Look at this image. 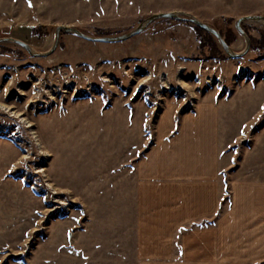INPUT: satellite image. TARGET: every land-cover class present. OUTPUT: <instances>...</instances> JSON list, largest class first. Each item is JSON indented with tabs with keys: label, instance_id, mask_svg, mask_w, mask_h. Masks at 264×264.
<instances>
[{
	"label": "rangeland",
	"instance_id": "obj_1",
	"mask_svg": "<svg viewBox=\"0 0 264 264\" xmlns=\"http://www.w3.org/2000/svg\"><path fill=\"white\" fill-rule=\"evenodd\" d=\"M31 5L0 0V39L36 53L52 47L60 25L113 37L165 12L196 18L239 53L246 41L235 21L264 17V0ZM241 27L254 45L239 58L195 24L168 18L115 43L61 32L47 57L0 42V264H135L134 168L169 105L216 100L225 182L264 181V25ZM69 240L84 259L61 249Z\"/></svg>",
	"mask_w": 264,
	"mask_h": 264
},
{
	"label": "crops",
	"instance_id": "obj_2",
	"mask_svg": "<svg viewBox=\"0 0 264 264\" xmlns=\"http://www.w3.org/2000/svg\"><path fill=\"white\" fill-rule=\"evenodd\" d=\"M222 112L213 99L158 115L134 168L135 264H264V181L225 182Z\"/></svg>",
	"mask_w": 264,
	"mask_h": 264
},
{
	"label": "water",
	"instance_id": "obj_3",
	"mask_svg": "<svg viewBox=\"0 0 264 264\" xmlns=\"http://www.w3.org/2000/svg\"><path fill=\"white\" fill-rule=\"evenodd\" d=\"M163 18L176 19L179 21L191 22V23L195 24L196 26L203 29L204 31L212 34L217 39V41L219 42L223 51L231 58H239V57L245 55L250 48V38L245 33V31L242 29L241 23L245 22V21H251V22L261 23L264 25V17L263 16H243V17L238 18L235 21V28H236L237 32L239 34H241L246 41V45H245L244 50L239 52V53L232 52L230 47L228 46V44L223 39V37L215 29L211 28L210 26L202 23L201 21L197 20L196 18H194L188 14L181 17L176 12H165V13L153 14V15L149 16L148 18H146L140 25L135 27L130 32L123 34V35H120V36H113V37H90V36H87V35L81 33L80 31H78L75 28L60 25L55 30L54 42H53L52 47L47 52H44V53H36V52H34V50L29 45H27V44H25L19 40H16V39L4 38V39H0V42L16 43L19 46H21L22 48H24L31 56H34V57H39V58L40 57H47V56L51 55L54 52V50L56 49L61 32L76 34L80 38L87 40V41H90V42L115 43V42L125 41V40L132 38L133 36H136L149 23L153 22L156 19H163Z\"/></svg>",
	"mask_w": 264,
	"mask_h": 264
},
{
	"label": "trees",
	"instance_id": "obj_4",
	"mask_svg": "<svg viewBox=\"0 0 264 264\" xmlns=\"http://www.w3.org/2000/svg\"><path fill=\"white\" fill-rule=\"evenodd\" d=\"M225 42L229 45L228 41L226 39H224ZM251 45H254L253 44V40L250 38V47ZM258 45L260 48H258L257 50H263L264 49V37L261 38V40L258 42Z\"/></svg>",
	"mask_w": 264,
	"mask_h": 264
},
{
	"label": "snow or ice",
	"instance_id": "obj_5",
	"mask_svg": "<svg viewBox=\"0 0 264 264\" xmlns=\"http://www.w3.org/2000/svg\"><path fill=\"white\" fill-rule=\"evenodd\" d=\"M28 2H29V6H32V5H31V0H28ZM262 107H264V106H262ZM243 131H244V130L241 129V132H242V133H243ZM9 171H11V169H9Z\"/></svg>",
	"mask_w": 264,
	"mask_h": 264
},
{
	"label": "bare ground",
	"instance_id": "obj_6",
	"mask_svg": "<svg viewBox=\"0 0 264 264\" xmlns=\"http://www.w3.org/2000/svg\"><path fill=\"white\" fill-rule=\"evenodd\" d=\"M16 44V43H15ZM18 45V44H17ZM21 47V46H20Z\"/></svg>",
	"mask_w": 264,
	"mask_h": 264
}]
</instances>
